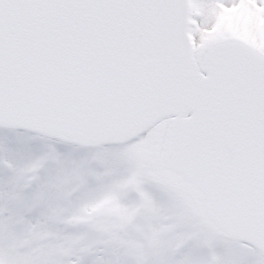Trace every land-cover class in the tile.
Returning a JSON list of instances; mask_svg holds the SVG:
<instances>
[{"label":"snow or ice","instance_id":"6c2138e0","mask_svg":"<svg viewBox=\"0 0 264 264\" xmlns=\"http://www.w3.org/2000/svg\"><path fill=\"white\" fill-rule=\"evenodd\" d=\"M0 264H264V0H0Z\"/></svg>","mask_w":264,"mask_h":264}]
</instances>
